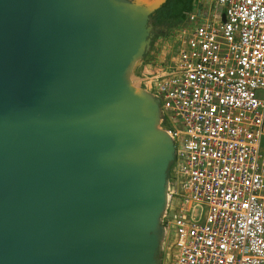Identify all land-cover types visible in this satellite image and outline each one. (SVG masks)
<instances>
[{
  "label": "water",
  "instance_id": "95a60500",
  "mask_svg": "<svg viewBox=\"0 0 264 264\" xmlns=\"http://www.w3.org/2000/svg\"><path fill=\"white\" fill-rule=\"evenodd\" d=\"M162 2L0 0V264L162 263L175 143L134 82Z\"/></svg>",
  "mask_w": 264,
  "mask_h": 264
},
{
  "label": "built area",
  "instance_id": "2783aa9c",
  "mask_svg": "<svg viewBox=\"0 0 264 264\" xmlns=\"http://www.w3.org/2000/svg\"><path fill=\"white\" fill-rule=\"evenodd\" d=\"M159 42L134 82L175 143L161 264H264V0H196Z\"/></svg>",
  "mask_w": 264,
  "mask_h": 264
},
{
  "label": "crops",
  "instance_id": "0c3cea01",
  "mask_svg": "<svg viewBox=\"0 0 264 264\" xmlns=\"http://www.w3.org/2000/svg\"><path fill=\"white\" fill-rule=\"evenodd\" d=\"M182 1L183 0H163L161 7L163 5L167 6L168 10L166 12H168L169 16L168 21L161 23L159 27L163 32L159 40L167 37L171 32L187 23L188 14L195 8L196 0H187L184 4ZM204 12H207V10L204 9ZM157 15L156 11L155 16ZM262 148L264 149V137L262 138Z\"/></svg>",
  "mask_w": 264,
  "mask_h": 264
},
{
  "label": "rangeland",
  "instance_id": "374dc122",
  "mask_svg": "<svg viewBox=\"0 0 264 264\" xmlns=\"http://www.w3.org/2000/svg\"><path fill=\"white\" fill-rule=\"evenodd\" d=\"M187 0H183L182 3L184 4ZM181 5V4H180ZM161 46H160V42H156L155 45L153 47H151V50L148 53V56L145 57L144 61H143V66L141 68H138L136 70V73L139 72H143L145 70V67H148V65L151 64V60L158 57V59H161L160 56H163V52H161ZM174 52H172L170 55H173ZM168 54H166L167 56ZM164 256V255H163Z\"/></svg>",
  "mask_w": 264,
  "mask_h": 264
},
{
  "label": "flooded vegetation",
  "instance_id": "af4514ba",
  "mask_svg": "<svg viewBox=\"0 0 264 264\" xmlns=\"http://www.w3.org/2000/svg\"><path fill=\"white\" fill-rule=\"evenodd\" d=\"M154 25L156 26V29L152 32V47L155 45L156 42L159 41V37L161 36V34H163L162 30L159 29V27L161 26V23L158 22L157 20V16H153L152 19Z\"/></svg>",
  "mask_w": 264,
  "mask_h": 264
},
{
  "label": "trees",
  "instance_id": "16d2710c",
  "mask_svg": "<svg viewBox=\"0 0 264 264\" xmlns=\"http://www.w3.org/2000/svg\"><path fill=\"white\" fill-rule=\"evenodd\" d=\"M167 10H168L167 6H164V5L157 10V14H158L157 15V20H158V22L163 23V22H167L168 21V16L169 15H168V12H166ZM148 53L145 55V57L148 56ZM145 57H144V59H145ZM172 167H173V165L171 166V170H172Z\"/></svg>",
  "mask_w": 264,
  "mask_h": 264
}]
</instances>
